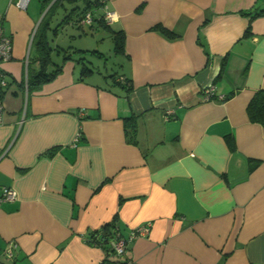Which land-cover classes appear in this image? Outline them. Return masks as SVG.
Here are the masks:
<instances>
[{
    "label": "crops",
    "instance_id": "crops-1",
    "mask_svg": "<svg viewBox=\"0 0 264 264\" xmlns=\"http://www.w3.org/2000/svg\"><path fill=\"white\" fill-rule=\"evenodd\" d=\"M16 1L0 0L13 43L1 65L0 196L17 194L0 202L5 260L100 264L106 252L88 240L115 222L124 238L148 231L106 264H264V127L246 114L264 89V0H100L90 23L80 14L97 0H32L24 11ZM112 32L123 33L121 52ZM76 34L108 39L114 67L92 66ZM39 37L52 50L47 71L61 70L30 90ZM102 43L87 54L105 67Z\"/></svg>",
    "mask_w": 264,
    "mask_h": 264
},
{
    "label": "trees",
    "instance_id": "trees-1",
    "mask_svg": "<svg viewBox=\"0 0 264 264\" xmlns=\"http://www.w3.org/2000/svg\"><path fill=\"white\" fill-rule=\"evenodd\" d=\"M61 0H57L55 3H59ZM71 4H75L78 0H68ZM102 2L97 0L95 3H90L88 1L85 2V7L82 10L80 15H83L85 12L91 10L96 11L100 9L102 6ZM75 8L74 10H76ZM73 10V11H74ZM65 21V20H64ZM44 25V24H43ZM42 25V26H43ZM103 28L107 29L108 27L103 22ZM163 34H168L167 31L161 29ZM249 30H247L244 34L245 36L248 35ZM113 43H114V51L121 52L123 47V33L122 32H112ZM36 47L38 57L37 60L40 64L39 71L36 72L31 76L28 81V88L30 90L39 89L45 83L51 82L55 79V77L60 73V68H55L53 71L48 72L47 69L52 64L50 54L52 52L51 48L48 46V43L44 38L39 37L36 40ZM90 54H96L91 52ZM70 59V57H66L65 60ZM81 62V60H78ZM91 72L90 69L84 64H82L81 68V75L84 76L86 73ZM126 84V81L124 82ZM1 97H2V92ZM246 114L247 119H249L252 123H257L264 127V89L258 90L251 100L249 101L248 105H246ZM124 125L127 128V139L131 143H135L136 141V118L130 117L124 119ZM228 146L231 150H234V144L231 139H228ZM252 168V167H251ZM118 238H124L118 228V225L115 222H111L109 224L104 225L101 227L97 232L91 235L90 240L88 243L94 247H100L105 250L106 257L103 262L108 263L110 257H118L115 255L114 250L112 249V242L116 241ZM120 256V255H119Z\"/></svg>",
    "mask_w": 264,
    "mask_h": 264
},
{
    "label": "built area",
    "instance_id": "built-area-1",
    "mask_svg": "<svg viewBox=\"0 0 264 264\" xmlns=\"http://www.w3.org/2000/svg\"><path fill=\"white\" fill-rule=\"evenodd\" d=\"M32 0H17L16 1V7L20 10H26L29 3ZM103 6V4H102ZM93 11L89 10L85 12L82 15V21L90 23L93 15ZM115 18L114 13L106 11L103 17V21L105 24H110ZM3 23H4V16L0 15V92L1 90L6 87L7 83L5 81L4 73L2 71L1 65L5 62H8L12 59V51H13V43L12 39L5 35L4 33V28H3ZM203 98L205 101L211 100V98L214 95V88L212 86H208L203 89ZM218 100H224L223 96H219ZM4 105L0 93V124L3 121V115H4ZM172 114L171 110H167L165 112V117L168 119ZM80 134L77 136L79 137ZM17 198L16 192L11 189V188H5L2 191V195L0 196V202L2 201H14ZM148 231V227L145 226V228H137L135 229L132 233L128 235L127 238H118L116 241H113L111 246L112 249L114 250L115 255L119 256L124 254V252L127 249L128 244L136 239L139 236H143L146 232ZM16 244L15 243H9L4 251V256L8 260H13L15 257V250H16ZM100 264H106L105 262H101Z\"/></svg>",
    "mask_w": 264,
    "mask_h": 264
},
{
    "label": "rangeland",
    "instance_id": "rangeland-1",
    "mask_svg": "<svg viewBox=\"0 0 264 264\" xmlns=\"http://www.w3.org/2000/svg\"><path fill=\"white\" fill-rule=\"evenodd\" d=\"M33 1H38V0H33ZM40 1V0H39ZM75 6H77V7H79V8H81V4H78V5H75ZM67 8V10L68 9H70V6H67L66 7ZM61 12H63L62 10H59L58 11V14H57V16H56V18L60 15V13ZM62 15V14H61ZM61 19V18H60ZM60 19H54L53 20V24H52V27L53 28H55L56 27V25L59 23V20ZM65 35L63 36V38H61L60 39V41H59V43L61 44V46H63L64 48H66V47H68L69 46V44L72 46V43H69L68 42V39H70V38H68V35L69 34H72V33H70V31H71V27H65ZM101 29V31H108L107 29H104V28H100ZM57 30H59L58 28H57ZM60 32V30L58 31V33ZM61 33V32H60ZM60 33H59V35L58 36H60ZM77 37V38H76ZM76 37H75V39H77L76 41L77 42H75V43H73L74 44V46H78V47H82V48H84V49H87V50H89V51H86V52H83L82 54H83V56H86V58H87V60L89 61V62H91L92 63V66H97V67H101V69L103 70V71H109L110 70V68L109 67H114V66H112V64H113V62H114V57H113V54H112V51L111 52H109L108 50H110L109 49V47H110V42H109V40L108 39H106V41H105V43L103 44L102 43V37L100 36V35H97V36H95L96 37V39L95 40H90V39H92V38H89V40H85V38H81V40L80 41H78V34H76ZM53 38H55L54 36H53ZM88 43V44H87ZM96 43L97 44H100V43H102L101 45L102 46H104V52L108 55V56H106V57H108L109 58V62H107V64H109V65H104L105 67H103V65L101 64V63H98V60L96 59H94V58H91V57H89V54H87L88 52H92V51H94L95 50V45H96ZM82 54H79L80 56L82 55ZM54 59H55V57H54ZM55 62H56V60H55ZM0 264H11V262H8L7 260H5V258L2 256V253H0Z\"/></svg>",
    "mask_w": 264,
    "mask_h": 264
}]
</instances>
